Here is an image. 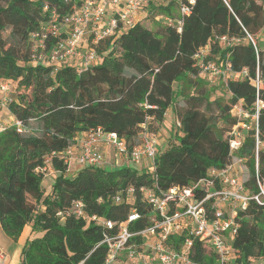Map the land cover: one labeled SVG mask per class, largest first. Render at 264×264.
<instances>
[{"label":"trees","instance_id":"trees-1","mask_svg":"<svg viewBox=\"0 0 264 264\" xmlns=\"http://www.w3.org/2000/svg\"><path fill=\"white\" fill-rule=\"evenodd\" d=\"M0 2V84L8 83L17 93L6 109L27 128L19 133L9 126L0 132V228L15 241L26 225L42 233L27 239L17 264H103L106 246L98 243L104 228L91 219L67 214L73 200L82 201L88 215L124 221L131 205L114 203L113 197L131 186L133 206L141 214L132 229H142L151 209L139 187L187 185L211 167L229 165L232 156L242 158L248 172L242 181L244 193L258 191L254 153L257 141H264V40L258 41L264 31V0L150 2L130 27L96 43H90V37L99 61L81 71L68 64L30 62V34L74 11L81 0ZM182 4L189 13L180 17ZM159 16L181 19L180 30ZM148 18L158 23L155 30L143 25ZM6 30L7 37H2ZM7 40L27 46V54L6 46ZM203 47L207 53L196 57ZM204 60L229 64L231 75L223 79L230 94L227 101L211 99L210 90L204 89L199 76L205 75L198 67ZM177 100L184 103L183 109H176L182 106ZM257 101L263 104L257 109V132L252 123L231 153L226 133L237 122L231 107L240 103L253 114ZM169 107L178 129L174 142L157 149L153 170L82 165L68 175L61 153L74 143L77 133L100 127L125 139L131 149L138 134H156L153 124L162 123ZM44 166L53 173L48 193L43 191L44 173L37 170ZM257 171L263 179V149H258ZM235 219L239 226L230 241L234 261L261 262L264 203L248 200ZM181 240L169 237L175 248ZM190 257L213 263V255L198 240Z\"/></svg>","mask_w":264,"mask_h":264},{"label":"built area","instance_id":"built-area-1","mask_svg":"<svg viewBox=\"0 0 264 264\" xmlns=\"http://www.w3.org/2000/svg\"><path fill=\"white\" fill-rule=\"evenodd\" d=\"M162 0H81L77 9L53 21L41 32L30 34V62H45V64L60 66L68 64L77 71L85 70L96 64L98 56L90 47L100 38L114 34L118 29L130 27L143 7L150 2L160 3ZM179 1V0H178ZM193 0H189L192 3ZM111 9L110 17L104 21L105 15ZM54 13V12H52ZM178 13L180 17L189 13V7L182 4ZM159 19L176 24L180 30L181 19H171L159 16ZM87 41L85 50L81 49L84 39ZM220 40H225L224 36ZM207 53L201 48L196 57L201 58ZM199 71L209 78H228L229 64L225 67L214 61H199ZM11 85L0 84V91L8 93ZM11 99L3 98L4 103ZM250 114L240 103L231 107V114L237 119L228 135L231 153L240 146L243 132L255 126L258 117V107ZM179 124V123H177ZM9 126H14L19 133L27 131L26 126L18 119L11 122L0 121V132ZM139 144L128 148L125 139L115 132H105L100 127L90 129L80 146L69 145L61 157L69 171L73 162L80 165L101 167L104 164V154L99 145L111 146L115 153L135 165L142 163V169L154 168V157L157 145L153 134L142 133ZM258 141L255 147L256 182L258 191L250 195L244 193V185L232 163L224 168H209L206 175L183 186H171L168 189H158L153 186H141L139 192L151 209L147 217L148 223L142 229H132L133 224L140 219L141 214L133 206L135 189L127 187L113 197L114 203L126 202L131 205L124 221L104 219L97 215H88L83 202L73 200L67 211L75 217L91 219L103 226V236L99 244L106 246L103 264H245L234 261V253L230 241L239 226L235 219L236 212L246 207L248 200L258 204L264 203V178L258 177ZM243 162L242 158H237ZM146 161V165L143 163ZM44 167L37 170L42 171ZM100 200V199H99ZM221 203H227L224 209ZM58 215H62L61 212ZM182 238L175 248L169 242V237ZM198 240L207 254L213 255V263H200L190 257L193 243ZM264 264V259L261 260Z\"/></svg>","mask_w":264,"mask_h":264},{"label":"rangeland","instance_id":"rangeland-1","mask_svg":"<svg viewBox=\"0 0 264 264\" xmlns=\"http://www.w3.org/2000/svg\"><path fill=\"white\" fill-rule=\"evenodd\" d=\"M0 4H3V2H0ZM143 25H145L146 27L155 30L157 28L158 23L152 19V18H148L146 20L143 21ZM262 37L264 38V31L262 32ZM8 34V30L4 31L2 33V37H7ZM259 42H263V39L258 38ZM6 46H10L11 48H13L18 54L22 55V54H27V46L25 45H16L13 43H10V40H7V44ZM45 63V62H43ZM199 78L202 79L203 83H205V88L204 89H208L210 90V98L213 99L214 97H223L225 101H227V99L229 98L230 94L229 92L226 90V88L224 87V81L223 79H217V78H209L207 76H203L200 75ZM16 92L14 91L13 88H11V90L8 93H3L2 91H0V120L3 121L4 118H6L8 111L6 109V103H4L3 98H7V99H15L16 98ZM177 103H179L182 106H177L176 105V109H183V105L184 103L180 100L176 101ZM177 117L174 115V111H172V107H169L166 111V114L164 116V119L162 121V123L160 125L163 126L164 129H161V126L158 124H153V128L156 129V131H160V133H163L164 135H166V142H165V146H168L170 143L174 142L173 139V135L174 132L177 131L178 126H177ZM9 123V122H7ZM161 129V130H160ZM160 134V139L161 137H163ZM226 135H228V133H226ZM143 139L142 133L141 135L137 136V138L135 139L136 144H139L141 142V140ZM258 149H263L264 150V141L263 142H259L258 143ZM238 157L236 156H232L231 158V163L232 165H236L237 169H236V174L238 175L239 179L241 181H245L248 178V172L247 169L244 165L243 162H240L237 160ZM146 165V162H143ZM238 164V165H237ZM129 167L131 169H135L138 171L142 170V163L139 165H135L132 162H129ZM82 165L77 164V167H81ZM44 168L46 169H42V173H44V179L42 181V185H43V191L44 193H48L50 190V185L52 182V175L53 173L51 172L50 168L48 166H44ZM147 169L151 170L149 166H147ZM224 207V209H227V203H221ZM27 226V225H26ZM26 226H24V230L26 232ZM31 229V226H30ZM25 232L22 235V238L20 240V242H22ZM27 239L24 241L26 242ZM15 240L9 238L8 236H6L3 231L0 228V264H17L19 261V254H20V250L22 248L21 245L19 248H17ZM252 264H260V259H255Z\"/></svg>","mask_w":264,"mask_h":264},{"label":"crops","instance_id":"crops-1","mask_svg":"<svg viewBox=\"0 0 264 264\" xmlns=\"http://www.w3.org/2000/svg\"><path fill=\"white\" fill-rule=\"evenodd\" d=\"M141 13L142 12H140L139 14H141ZM110 15H111V9H108V12L105 15L104 21H106L110 17ZM262 34L263 33L260 34V38H262L264 40V38L262 37ZM87 41H88L87 39H84L82 41V43H81L82 44L81 45V49L82 50H85V47L87 45ZM13 119H14V117L8 112L6 118H4L3 121L11 122ZM160 126H161V129H164L162 125H160ZM160 134H163V133H160V131H158L154 135L157 148H163L165 146V142H166V139H165L166 138V135L163 134L162 135L163 137H161V139H160V136H161ZM139 135H141V133L138 134V136ZM85 136H86V132H79V133H77L75 135L73 145L78 148L80 146V144H81V141L85 138ZM99 148L102 151V153L104 154V164L101 167H103L105 169H111V168H115V167H118V166H121V165H127V166H129L128 165L129 162L127 160H125L123 157L118 156L115 153L114 149L111 146L106 145V144H101V145H99ZM77 168H78L77 167V164L75 162H73L72 165H71V167H70V169H69V171H68V175H73L75 173V170ZM232 169L235 172L236 169H237V166L236 165H232ZM51 172H52V170H51ZM24 228H23L20 236L16 240L17 241L16 242L17 248H19L21 245H23L25 243L24 241L26 239H30L32 237L41 236V234H42L41 232H32L31 229H30V225H27L26 226V232H25ZM24 232H25L24 238H23L22 242H20V240H21L22 235H23ZM260 264H261V262H260Z\"/></svg>","mask_w":264,"mask_h":264}]
</instances>
